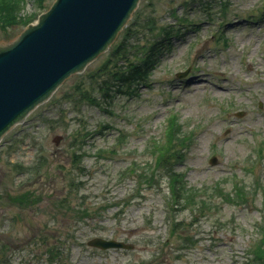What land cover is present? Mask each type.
<instances>
[{"label":"rangeland","instance_id":"rangeland-1","mask_svg":"<svg viewBox=\"0 0 264 264\" xmlns=\"http://www.w3.org/2000/svg\"><path fill=\"white\" fill-rule=\"evenodd\" d=\"M54 1L27 0L22 14ZM136 13L154 21L138 45L161 38L144 84L103 96L94 74L110 47L0 139V264H264L252 255L264 237V0H140ZM22 30H0V44ZM172 116L192 140L177 172L210 192L206 216L173 209L163 175L134 173L152 169L147 147ZM28 191L39 202L19 204ZM94 238L134 248H89Z\"/></svg>","mask_w":264,"mask_h":264},{"label":"water","instance_id":"water-1","mask_svg":"<svg viewBox=\"0 0 264 264\" xmlns=\"http://www.w3.org/2000/svg\"><path fill=\"white\" fill-rule=\"evenodd\" d=\"M139 0H55L35 24L0 44V139L69 77L108 50ZM179 74L178 77L184 76ZM243 116V113L237 114ZM59 137L53 142L58 145ZM216 159L211 160L214 165ZM102 251L133 246L95 238Z\"/></svg>","mask_w":264,"mask_h":264},{"label":"trees","instance_id":"trees-1","mask_svg":"<svg viewBox=\"0 0 264 264\" xmlns=\"http://www.w3.org/2000/svg\"><path fill=\"white\" fill-rule=\"evenodd\" d=\"M33 1L36 3V6H38V9H44L42 6L43 0ZM26 2L27 0H0V30L2 32H9L17 27L23 29L28 24L35 21L33 14H22ZM133 18L134 20L124 29L121 40L118 44L113 46L108 54L106 63L94 74V76L100 78V82L97 84L98 90L101 91L105 97H112L113 95L111 93L115 92L127 94L131 90L135 91L139 84H144L151 67L154 66V59L159 55L160 49L162 48L160 43L161 38H157L151 46L138 45L139 36L142 34H139L138 31H144L145 29L149 31L150 27L154 25V21L151 17L140 21L139 13H136ZM158 30L159 33H164L165 37L169 38L179 33V30L173 32L172 26L161 27V29L159 28ZM147 47L150 48L147 50ZM133 87L134 89H132ZM68 97V99H70V96ZM81 97L91 102L93 105H100L88 92H84ZM172 117L173 118L169 119L165 128L162 140L156 141L155 144L147 147V150L154 156V166L152 169L140 167L138 170H135L134 173L140 180L151 184L156 181L157 177L163 175L168 180V188L171 197L170 204L173 209H189L193 215L199 212L202 216H206L204 214L205 211L212 212L216 208L211 201L202 197L204 195L210 197V192H207V190L191 189L183 183L181 173L177 172V166L181 164L185 152L190 147L192 140L191 136L183 134V126L179 123L178 118L175 116ZM81 154L80 152L79 155ZM74 156L77 157L78 155L74 153ZM40 169L41 165L38 164L36 169L37 172L40 171ZM29 171L32 172V168L29 169ZM71 186H73V184ZM236 194L242 196V193L238 191H236ZM226 197L228 198V196ZM38 202L39 199L37 195L31 191L24 193L19 199V204ZM75 215H78L77 212H75ZM82 215L89 216V212L84 209ZM182 223L183 222H176L173 220L172 233H174L175 228ZM252 255L254 261H262L264 257V237L260 246H257L256 250L254 248Z\"/></svg>","mask_w":264,"mask_h":264}]
</instances>
